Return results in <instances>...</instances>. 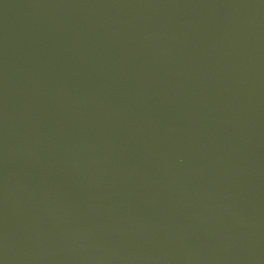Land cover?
<instances>
[{
	"label": "water",
	"instance_id": "1",
	"mask_svg": "<svg viewBox=\"0 0 264 264\" xmlns=\"http://www.w3.org/2000/svg\"><path fill=\"white\" fill-rule=\"evenodd\" d=\"M0 264H264V0H0Z\"/></svg>",
	"mask_w": 264,
	"mask_h": 264
}]
</instances>
